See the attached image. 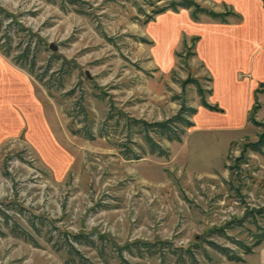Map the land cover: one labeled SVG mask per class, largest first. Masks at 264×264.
Segmentation results:
<instances>
[{
  "label": "rangeland",
  "instance_id": "374dc122",
  "mask_svg": "<svg viewBox=\"0 0 264 264\" xmlns=\"http://www.w3.org/2000/svg\"><path fill=\"white\" fill-rule=\"evenodd\" d=\"M173 1L0 0L42 39L35 72L43 76L15 62L27 31L14 37L11 55L0 49V264H84L71 241L89 264H262L264 242L244 254L231 239L210 233L264 206V148L242 156L264 132L251 121L264 122L258 94L242 120L232 71L209 49L216 99L206 56L210 41L246 18L231 0H196L234 11L226 22L168 8ZM220 39L228 49L229 39ZM252 44L239 45L256 52ZM191 78L223 110L204 108L196 85L186 82ZM248 79L250 72L237 69L242 90ZM183 103L197 107L194 125L180 129V140L152 131L157 146H151L143 122L167 120ZM249 226L227 233L249 240ZM73 235L94 241L79 243ZM208 240L244 259H228ZM159 241L176 252L163 260L158 244L153 254L141 255L135 245L123 250L126 261L117 254L132 242Z\"/></svg>",
  "mask_w": 264,
  "mask_h": 264
},
{
  "label": "trees",
  "instance_id": "16d2710c",
  "mask_svg": "<svg viewBox=\"0 0 264 264\" xmlns=\"http://www.w3.org/2000/svg\"><path fill=\"white\" fill-rule=\"evenodd\" d=\"M179 7L182 8H193L192 16L194 18H197L199 13H205L209 15L211 18H214L216 20H220L221 22H226L228 17L234 15V11L231 9H225V11H216L213 9H210L208 7H205L198 3L196 0H174L171 2V4L168 6V8H171L173 10L179 9ZM167 7H163L158 9L155 14H159L164 12L168 9ZM154 18L152 15H147V21H150ZM6 22V25L4 26V23ZM4 28H10L5 29ZM26 32L25 35L28 34L29 40L27 41L26 45H24L19 51L18 54L14 56L15 62L19 64L20 66H28L29 71L36 75V77L42 81L43 76L40 74H37L35 72V65H36V59L37 54L41 50L42 47V39L39 38L35 33L28 31L27 28L21 24V22L17 19H15L11 13H8L5 11L3 7L0 6V49L5 55H11L14 47H13V39L14 37L20 35V32ZM20 42H23L22 40ZM22 44V43H20ZM49 67H47L48 69ZM186 82H193L196 87L197 91L200 95V101L201 105L207 109L210 110H220V108L216 105L210 104L205 97V90L199 83V81L195 78H191L190 80H187ZM212 89L209 90V93H211ZM254 112L257 110L258 106H254ZM198 109L197 107L193 106H187L185 103H183L182 108L178 111L176 115L173 117L160 121V122H153L149 123L147 121H144V129H145V138L148 141V143L156 147L157 143L154 140L153 136L151 135V132L154 131L158 133L160 136H164L169 140H180L181 139V132L180 129H184V127H191L194 125L193 120L190 119V116L197 114ZM251 121L257 125L264 126V122H260L256 120L253 116L251 118ZM182 127V128H180ZM88 137H93L92 134H88ZM159 147V146H158ZM161 148V147H159ZM264 148V132H262L259 135V138L256 142H249L245 145V148L243 149V154L247 150H253L256 152H262ZM241 162H246L245 157H238L237 158ZM230 168H234V166H231ZM250 224L249 226V240H243V239H237L232 236H229L227 233L228 227L233 228L236 226H244L246 224ZM210 233H217L220 236H224L228 239H231L232 242L240 249L242 250V253L244 254H250L254 251L255 247L261 245L264 242V206L252 208L248 210L245 214V216L238 220H232L224 228H215L211 230ZM73 240L79 243L84 244H91L94 240L86 235H73ZM101 239H105L102 236H99ZM210 246H212L215 250L218 252L224 254L228 259L235 260V261H242L244 259L242 253L237 251L235 248H230L228 246L221 245L217 241L214 240H208L207 241ZM158 244L163 245L158 248V251L160 252L161 256L163 257V260L165 259V255L168 252L175 253L176 249L173 248V245L169 241H159V243H151V242H132L128 245H126L123 248H116L118 256L121 258L122 261H126L124 258L123 250H127L128 252H131V248L133 245L137 247V251L142 255L146 253V251L150 254L155 253L156 250H152V248L156 247ZM69 245L76 251L77 254L80 255V261L84 264H89L87 261V258L83 254L80 253V251L77 248H74V243L71 241ZM166 245V246H165ZM198 246V245H197ZM181 250H184L182 248H178ZM102 252L104 251V248H101ZM189 254V257L193 259V261L197 262V257L195 252H193L191 249H188L186 251ZM103 255V253H102Z\"/></svg>",
  "mask_w": 264,
  "mask_h": 264
},
{
  "label": "crops",
  "instance_id": "0c3cea01",
  "mask_svg": "<svg viewBox=\"0 0 264 264\" xmlns=\"http://www.w3.org/2000/svg\"><path fill=\"white\" fill-rule=\"evenodd\" d=\"M237 7V11L244 13L246 21L238 27L232 28L231 33L222 37L219 35L218 38L210 41L208 50L206 51V56L208 59L209 51L213 50L215 55L218 56V61H221L224 65L225 70L232 71L233 84L235 85V91L233 95L235 96V101L238 102L240 107L239 114L242 120L247 121V116L249 110L255 103L256 93L258 94V101L261 102L260 109L257 112V117L260 120L264 119V5H260L259 1L257 3L252 0H231ZM264 1V0H263ZM254 20V21H253ZM252 29V31L250 30ZM251 33H255V38L252 37ZM229 39L228 49H224V44L227 42H222L220 39ZM250 44L253 42L257 46L256 52H248L247 49H242L239 44L240 42ZM252 44V45H253ZM249 46V45H248ZM210 49V50H209ZM209 61V59H208ZM256 61V63H253ZM210 69L214 75L215 79V97L216 95V76L213 71L210 61L208 62ZM242 68L245 71L251 73V78L246 82V89L242 90L236 82L237 69ZM261 87V90L259 89ZM258 91H261L258 93ZM217 104L223 110V106ZM237 106V107H238ZM203 108V107H202ZM205 108V107H204ZM207 110V109H206ZM226 111V110H225ZM226 113V112H225ZM230 116V114H228ZM226 116V115H225ZM246 123V122H245ZM262 264H264V249L262 253Z\"/></svg>",
  "mask_w": 264,
  "mask_h": 264
}]
</instances>
